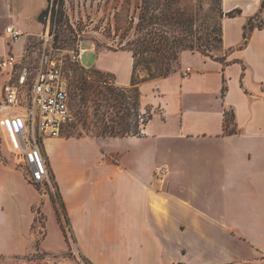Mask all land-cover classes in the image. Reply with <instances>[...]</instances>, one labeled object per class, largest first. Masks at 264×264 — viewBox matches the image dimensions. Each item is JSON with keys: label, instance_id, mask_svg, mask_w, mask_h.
<instances>
[{"label": "crops", "instance_id": "1", "mask_svg": "<svg viewBox=\"0 0 264 264\" xmlns=\"http://www.w3.org/2000/svg\"><path fill=\"white\" fill-rule=\"evenodd\" d=\"M261 1L220 0L219 58L184 50L179 70L138 83L140 108L149 111L144 135L44 139L75 246L95 264H264ZM25 9L26 0H0V56L13 46L4 27H25ZM233 9L240 13L225 15ZM257 13L261 25L245 30ZM17 42L23 48L25 41ZM90 51L83 67L112 74L118 87L132 86L129 49ZM186 67L190 73L182 76ZM163 165L165 173L156 174ZM38 206L47 215L39 245L64 249L51 199L36 192L22 169L0 162L1 257L32 250ZM230 216L251 224H229Z\"/></svg>", "mask_w": 264, "mask_h": 264}, {"label": "rangeland", "instance_id": "2", "mask_svg": "<svg viewBox=\"0 0 264 264\" xmlns=\"http://www.w3.org/2000/svg\"><path fill=\"white\" fill-rule=\"evenodd\" d=\"M43 1L26 0L29 9H25L23 15L25 27H19L23 32L20 40L25 41V44L22 48L20 42H14L11 53L16 57L23 56L21 64L18 65V69H22V65L26 63L36 65L42 54L52 48V54L61 58L66 68L71 71L67 74V86L70 104L76 114V123L67 128L62 136L96 134L105 125L118 130L125 124H129L132 134L136 135L140 117L146 120L149 116V111L140 108L137 87H118L114 84L112 74L82 66L90 62L91 46L96 50L138 49L143 43L145 50L138 58L148 59V67L154 76L179 70V56L184 50H196L211 57H220V22L224 15L220 0H161L154 13L162 16V13L169 14L176 9L182 13L177 20L180 22L177 23L172 18L157 19L147 30L142 28L141 21V14L146 6L143 0H57L53 17L49 11L38 21L39 12H34L42 6ZM167 7L169 11L165 12ZM252 18L253 25L261 24L259 15ZM150 30L164 37L158 38L159 41H155V44L147 43L144 38L146 39V33ZM165 45L170 50L162 48ZM79 47L86 48L82 54V65L70 58ZM144 68V64L137 67L138 81L148 78ZM5 139L7 135L0 128V162L22 169L24 173L23 162L18 155L8 150ZM28 182L37 193L45 194L51 199L68 244L58 251H47L39 245V239L46 232L47 215L38 206L34 208L37 236L32 250L23 257L0 256V264H95L75 246L55 175L50 176V182ZM228 207L235 209L232 205ZM228 222L245 227L251 224L248 218L239 219V216H230ZM181 227L183 229L184 225Z\"/></svg>", "mask_w": 264, "mask_h": 264}, {"label": "built area", "instance_id": "3", "mask_svg": "<svg viewBox=\"0 0 264 264\" xmlns=\"http://www.w3.org/2000/svg\"><path fill=\"white\" fill-rule=\"evenodd\" d=\"M4 38L7 43L20 40L21 29L5 26ZM52 48L42 54L37 64L29 63L18 69L23 56L11 51L0 56V76L4 77L0 94V128L7 135L6 146L18 155L25 166L24 175L32 183L50 182V171L42 153L44 139L60 137L74 123L76 114L70 104L66 68L61 58L52 54ZM84 48L79 47L70 58L82 59ZM23 63V62H22ZM190 73L186 67L182 76ZM147 120V119H146ZM146 120L139 119L137 136L145 134ZM166 166H157L158 175L165 173Z\"/></svg>", "mask_w": 264, "mask_h": 264}, {"label": "trees", "instance_id": "4", "mask_svg": "<svg viewBox=\"0 0 264 264\" xmlns=\"http://www.w3.org/2000/svg\"><path fill=\"white\" fill-rule=\"evenodd\" d=\"M160 1L161 0H143V2L145 3L146 6H144V11L141 14L142 28L147 30V27L150 24L154 23L155 22L154 20H157V19L158 20H164V19L172 18L177 23L180 22V21H177V20L180 19L179 17L182 15V13L180 11L176 10V9H174L172 11V13L169 12V14H165V13L163 14L162 13V16H158L157 14L154 13V11L157 9L158 4L160 3ZM173 1H177V0H173ZM52 2L53 3H51V0H47V5L37 15V20L38 21H41L42 17L47 15L49 11H51V15L53 17V15H54V7H55V5L57 3V0H52ZM166 5H168V4H166ZM263 8H264V0L261 1L259 11L261 12ZM142 9H143V7H142ZM165 10H166L165 12L169 11L168 7ZM238 13H240L239 9H233V10H230V11L226 12L225 15L231 17V16H235ZM258 14L259 13H257L256 15H258ZM252 19L253 18H250L248 20V22H247V24L245 26V30L251 29L253 27ZM220 33H221V30H220ZM146 35H147V37H146V39L144 38V40L147 43L154 42L153 44H155V41H157V40L159 41L158 38L161 39V36L164 37V35H162L160 33L158 34L156 31H153V30L148 31L146 33ZM244 38H245V40L247 39V32L246 31H244ZM220 40H221V36H220ZM190 46H192V45H190ZM162 48H164L166 51L170 50V47H167V45L163 46ZM191 49H193V48H191ZM129 50L132 51L133 59H134L131 85L137 87L138 83L141 81V80L138 81V79L136 77L137 67L140 64H144V67H145L144 69H145L146 73L148 74V78L147 79L167 75L165 73V74H159L158 76H154L153 72L148 67V59L147 58H145V59L138 58V56H140V54H142L143 51L145 50V47H144L143 43L140 44V47H138V49L135 48V49H129ZM192 51H194V50H192ZM201 53L204 54L203 52H201ZM204 55H206V54H204ZM156 70H158V69H156ZM159 71H161V69ZM84 120H86V118H84ZM106 134L109 135V136H126V135H129V134H132V131H131V127H130L129 124L123 125L122 128L118 129V130H115L114 128H112V127L110 128V127L105 125L104 128L101 130V132H97L96 134L91 133V134H89V136H91V137H99V136H105ZM62 206H63V204H62ZM64 236H65L66 242L68 243L67 237H66L65 234H64Z\"/></svg>", "mask_w": 264, "mask_h": 264}]
</instances>
